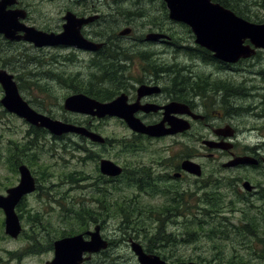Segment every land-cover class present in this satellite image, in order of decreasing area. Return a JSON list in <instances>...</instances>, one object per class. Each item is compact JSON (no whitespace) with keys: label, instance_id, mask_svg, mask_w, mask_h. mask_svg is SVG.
I'll list each match as a JSON object with an SVG mask.
<instances>
[{"label":"flooded vegetation","instance_id":"flooded-vegetation-1","mask_svg":"<svg viewBox=\"0 0 264 264\" xmlns=\"http://www.w3.org/2000/svg\"><path fill=\"white\" fill-rule=\"evenodd\" d=\"M213 1L222 4L218 0ZM237 1L232 0L246 11L256 10L261 3V0H251V3L244 5ZM0 3L6 4V10L13 13L18 24L16 38L11 39L0 32V70L14 75L20 95L33 109L53 119L83 125L99 133L94 120L124 124L133 140L129 148H122V152L132 153L135 157L144 155L146 148L140 145L143 141L170 139L173 143L163 147L164 152L158 150L148 163L137 158V164L130 166L127 158L120 159L118 153L116 156L113 154L116 139L105 136V140L99 142L76 132L57 134L10 111L1 102L5 90L0 82L2 114L20 120L26 126L25 130L15 135L24 132L21 139H14L13 144L5 150L2 149L1 137L0 163L5 161L9 170H17L19 175L20 166L27 165L36 179L35 190L24 195L16 207L19 216L20 207L27 197L47 188L40 183L41 175L45 172L37 176L34 165L41 160L35 151L42 147L48 136L61 142V146L66 149L72 146L80 154L81 163L87 160L93 163L91 170H76V177L64 182H89L96 193L91 199L96 205L86 206L94 210V217L111 218L114 192H110L108 185L112 182L157 183L156 195H163L164 202L153 206L155 210L153 207L146 208V204L137 201L138 198L128 196L129 200L136 203L140 216L153 220L145 228L153 233L149 241L138 232V235H129L128 244L131 249L132 239L138 241L146 253L157 254L167 262L191 261L176 260L169 254L177 250L178 254L185 253L184 256L189 253L193 255V244L181 243L172 249L168 246L166 253L161 254L163 251L160 243L155 242L157 237L154 232L160 226V218L172 215L181 219H177L176 223L172 221L168 231L184 229L178 225L183 215L188 216L193 211L192 191L197 182L207 187L211 182H221V189L228 200L231 199L225 189L230 188L232 200L235 201L234 206L229 207L230 210H236V201L253 204L251 200L254 197L263 201L262 205L257 206L258 211L264 210V140L254 142L251 136L257 131L264 138V129L255 124L259 121L261 124H258L264 127V68L260 58L261 54L264 55L263 48L256 49L253 56L240 58L236 62L219 59L213 51L197 42V35L191 25L171 18L165 0H0ZM29 27L59 35L60 40L61 34L69 32L70 43L60 41L58 44L37 45L26 37ZM31 49L40 51L42 55L31 54ZM45 56L56 58L55 66H51L49 59L48 64L43 61ZM31 64L42 67L37 68L40 69V75L48 76V82L25 80L24 76L36 75L28 68ZM54 75H63V79L50 77ZM83 80L84 85L93 90L91 94L80 89ZM61 85L69 90L62 103L64 112L83 115L85 118L71 119L64 116L61 119V100L56 103L60 114L44 105V100L55 96V87ZM79 92L100 102H112L120 98L124 103L121 112H127L131 119H138L145 125L160 124V134L135 131L118 114L99 117L65 109V99ZM241 157L253 158L256 162L238 163ZM103 159L114 161L122 168L121 172L115 175L104 173L101 170ZM186 161L198 163L201 175L187 170L184 167ZM193 182H196L195 185ZM246 182H250L251 189L245 186ZM179 189L182 191L179 192ZM138 190L151 194L154 184ZM173 193L181 197L189 196L190 212L167 211L164 208ZM229 209L224 208L223 211ZM244 210L241 211L245 214L252 209ZM222 214L229 218V230H236L232 225L240 224L247 218L244 216L233 222L230 212ZM105 223H99L101 228ZM102 235L109 241L108 247L100 251L103 253L112 249L113 240ZM252 235L250 249L264 244L262 234L255 231ZM247 238H250V233L243 237L244 240ZM246 245L241 249H245ZM257 254L252 253V260L260 259Z\"/></svg>","mask_w":264,"mask_h":264},{"label":"rangeland","instance_id":"rangeland-1","mask_svg":"<svg viewBox=\"0 0 264 264\" xmlns=\"http://www.w3.org/2000/svg\"><path fill=\"white\" fill-rule=\"evenodd\" d=\"M239 2L245 5V3H251V0H239ZM30 52L34 55L38 53H40L39 55H42V53L38 50L31 49ZM260 58L261 64L264 68V55L261 54ZM48 59L50 60L51 66H55L54 64L57 62V59H52L50 56H45L43 58V61H46V63L48 64ZM47 64H45L44 66H48ZM37 67L41 66L33 64L28 65V68H31L36 73V75L24 76L25 80H31L32 82L35 81L41 83L48 82V76L40 75V69ZM50 77H56L61 80L63 79V75H54ZM81 83V87H87L84 85V80ZM54 92L56 98L54 99L55 96L53 95L49 99L44 100L45 106L50 108L56 114H60V108L56 105V103L58 102V100H61V119H63L64 116L70 117L71 119L85 118V116L83 115L67 113L62 109L64 97L69 92V90L65 89L64 85H61V87H55ZM31 93L35 94L32 91ZM2 95L3 93L0 90V98L2 97ZM2 111L3 110L0 107V136L2 137V149L5 150L8 146L13 144L14 139H21L20 136H22L24 132L22 134L20 133L19 136L15 135L22 130H25L26 126L22 121L18 119L13 118L12 116H9L7 114H2ZM94 122L99 127L98 129L100 130V133H102L104 136L117 140V143L112 148L113 154L116 156L118 153L120 159L127 158L128 162L130 161V166L133 167L138 162L137 158L145 161V163H148L154 158V155L158 150L161 149V152H164L163 147H166L167 145H173L172 140L170 139L161 140L160 142L143 141L142 143H140V145L141 147L146 148V150L144 151L145 153L144 155L139 154L135 157L132 153L127 154V152H122V148H129L132 143L131 140H133L132 135H130L128 128L124 124L111 120H94ZM258 123L259 121H257L255 124L258 126H262V129H264L263 125H259L261 123ZM251 136L254 142H262V140H264V138H262V136L257 131H254ZM251 136H248V138ZM124 138H129V140H123ZM74 150L75 149H73L72 146H69L68 149L62 147L61 142L54 141L48 136L43 142L42 147L35 151L38 152V155L41 156V160L34 165V168L38 172L36 173V175L38 176L41 175L40 172H45L42 173L43 175H41L42 179L40 183H43L45 186H47V188H45L41 193H36L28 196L25 200V203L21 205L20 219L23 230L18 237H12L5 232V214L3 209L0 208V264H47V261L52 260L54 257V248H49L51 239L54 242L56 239L62 237L63 234H61V232L64 231L67 232V235H72L79 232L85 233L86 230L94 229V222L90 223L87 226L86 230L81 229L80 225L82 224L77 223L75 220H73V217L71 215L72 212L67 211L70 208H79L81 206L80 204L92 205L94 207L96 205V203L92 202L91 200L93 199L92 196H94V194L96 193L94 192V189L91 188L92 186H89V182H64L67 179H70L69 176L73 175V177H76V170H91V168L93 167V163L88 162V160L87 162L81 163L79 160L80 154H77V152ZM38 155L36 157H38ZM8 167L9 166L5 161L0 163V193L2 194H6V189L8 187L14 186L19 182L17 181L18 177L20 176L18 171L11 169L9 170ZM44 175L45 178L43 177ZM253 178L255 179V177ZM195 183L196 182H193L194 185ZM126 184L127 182H112V184L108 185V189L110 190V192H114L112 200L118 199L120 194L131 196L130 198H138L137 201L146 204V208L148 209L164 202L163 195H156V193L149 194L144 190H138L137 186H128ZM82 185H84V187H82ZM225 191L227 192L228 197L232 199L233 195L230 188H226ZM235 200L238 199L235 198ZM251 201L253 202V204L247 201H236V210L229 209L227 211L230 212V218H233V222H236L237 220H239V218L243 219V217L246 216L241 211L242 209L244 210V208H250V210L252 209L251 212H248L247 215L257 213V206L262 205L263 201H260L255 197ZM110 214H112V211L110 212ZM242 214L244 215L240 217ZM32 216H34L35 219ZM146 222H144L143 225L139 226L137 228V231L127 230L129 232L126 233L120 228V219L111 216V218H109L103 226L102 233L113 240L112 249H110L106 253L100 252L93 254L90 260L85 261L83 264H140L136 255L130 249L128 238L129 234L136 235L138 232H140L142 238L149 241L153 236V233L145 229ZM71 229L81 231L69 234V230ZM55 230H59L58 234L55 233ZM32 235H36L37 238H39L40 241L39 243H37V247L41 249H38V252L36 253L25 255L21 259L13 255L12 253L21 251L22 249L29 247V245L33 243V239H31ZM143 239L142 241L144 243H142L145 245V241ZM212 245L213 243L211 242L205 243V248L209 250L206 251L208 252L207 258L211 260L209 261V264H218L214 256V253L216 251L215 249H212ZM228 245V256H230V252L232 254H235L231 246V241H229ZM243 246H245V243L238 245L241 252V248H243ZM257 249H259L257 255L264 254V244H259V248ZM263 260V258L256 259V262H262Z\"/></svg>","mask_w":264,"mask_h":264},{"label":"water","instance_id":"water-1","mask_svg":"<svg viewBox=\"0 0 264 264\" xmlns=\"http://www.w3.org/2000/svg\"><path fill=\"white\" fill-rule=\"evenodd\" d=\"M165 1L169 7L171 18L191 25L197 35V42L213 51L219 59L236 62L242 57H250L257 48H264V22L250 21L213 0ZM17 26L13 13L6 10L5 3H0V32L5 33L11 39L16 38ZM68 35H70L69 32L61 34L60 40L59 35L29 27V33L26 37L35 41L37 45H45L58 44L60 41L61 43H70ZM247 40L249 43H246ZM0 82L5 90V95L1 99L2 104L10 111L25 117L28 121L47 127L57 134L76 132L86 135L94 141L103 142L105 140V137L100 133L89 130L86 126L67 123L38 113L20 95L14 75L4 69L0 70ZM64 107L73 112L99 117L118 114L124 117L129 127L135 131L149 135L160 134V124L145 125L138 119H131L127 112H121L124 103L120 98L112 102H100L80 92L68 96L65 99ZM237 162H256V160L241 157ZM184 167L194 174L201 175V166L194 161H186ZM101 170L104 173L115 175L120 173L122 168L112 160L103 159ZM19 171L20 180L18 184L9 187L6 194L0 193V208L5 213V232L12 237H18L23 230L16 206L24 195L36 188V179L29 167L23 164ZM245 186L251 189L250 182H246ZM108 245L109 241L102 236L101 225L98 224L93 230H88L85 233L67 235L56 239L54 241V257L47 261V264H83L91 258L93 253L107 248ZM131 248L143 264H198L195 261L167 262L157 254L146 253L142 245L133 239Z\"/></svg>","mask_w":264,"mask_h":264},{"label":"trees","instance_id":"trees-1","mask_svg":"<svg viewBox=\"0 0 264 264\" xmlns=\"http://www.w3.org/2000/svg\"><path fill=\"white\" fill-rule=\"evenodd\" d=\"M218 1H220L225 6L230 7L238 15L248 20L264 22V0H261V5L259 4L258 8L253 11H246V9L240 8V5L238 3H233L232 0ZM80 89L88 94L93 92V90L89 89L88 87H81ZM37 131H39V129H37ZM69 177L74 178L73 175ZM152 183L154 184V190L151 192V194H155L157 192L156 182H127L126 185L137 186L138 189L146 187L147 189V185H150L151 187ZM222 186L223 185L221 182H211L209 187H207L206 184L201 183H197L195 185L192 191L193 211L188 216L183 215L182 220L178 225L183 226L184 229L182 228V231H168L169 224H171L172 221H174L173 223H176L177 219H181L176 215H172L171 217L167 218H160V226L156 227L157 229L154 233L157 237L155 242L160 243V248H162L161 250L163 252L161 254L166 253V247L168 246L172 249L181 243H184L185 245L193 244V255L189 253L188 255L184 256L185 253L178 254V251L175 250L176 252H172L169 254V256L176 260H196L199 264H209V261L211 260L207 258L208 252H206L209 250L205 248V243L209 241V243H213L212 249H215L216 251L214 256L218 264H264V260L262 262H256L252 260V253H258L259 249L249 248L251 239H253V235L251 236L253 232H259L263 235L262 238H264V210L262 212L258 211L257 213H253L251 215H247L248 213H245L247 217L246 221H243L240 224L232 225V227L236 228V230H229L227 228L229 218L222 213L227 212V210L223 211L224 208L229 209V207H233L235 201L232 199L228 200L226 198L224 192L221 189ZM178 191L180 192L182 190L179 189ZM188 199L189 196L181 197L173 193L170 196L167 204L164 205V208L167 211L181 210L184 212H190L191 207ZM112 204L113 210L111 216L120 219V224L122 225H120V227H123L126 233L129 232L127 231L128 229L137 231V228L143 225L146 221V227L148 226V222H153L152 219L140 216L136 203L132 202V199L129 200V197L126 195L120 194L118 199L113 200ZM80 205L81 206L79 208H70L67 211L72 212L71 215L73 220L82 224H79L81 229L86 230L87 226L93 222H101L102 225L105 223V218L94 217L92 215L94 212L92 208L87 207L84 204ZM152 209L155 210L156 207H153ZM32 217L34 218V216ZM188 229H191V231H188ZM79 231L71 229L69 230V234ZM58 232L59 230H55V233L58 234ZM249 233L250 238L244 240L243 237H246ZM61 234H63L62 236H65L67 235V232H61ZM136 235H138V233ZM31 239H33V243L29 245V247L24 248L21 251H16L12 254L21 259L27 254L38 252V249H41L37 247V243L40 241L39 238H37L36 235H32ZM229 241H231V246L233 252L235 253L232 254L230 252V256H228ZM241 242L247 244L246 247H244L245 249H242V252L238 247ZM53 244L54 242L51 239L49 248H53ZM103 253H106V251ZM260 258L264 259V254L260 255Z\"/></svg>","mask_w":264,"mask_h":264},{"label":"bare ground","instance_id":"bare-ground-1","mask_svg":"<svg viewBox=\"0 0 264 264\" xmlns=\"http://www.w3.org/2000/svg\"><path fill=\"white\" fill-rule=\"evenodd\" d=\"M257 105V104H256Z\"/></svg>","mask_w":264,"mask_h":264}]
</instances>
